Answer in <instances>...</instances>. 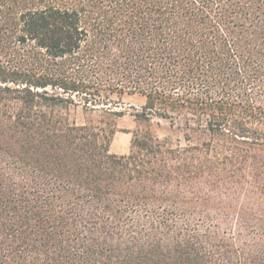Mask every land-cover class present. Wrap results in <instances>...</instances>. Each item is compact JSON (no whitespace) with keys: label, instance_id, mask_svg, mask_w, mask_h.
Returning a JSON list of instances; mask_svg holds the SVG:
<instances>
[{"label":"trees","instance_id":"16d2710c","mask_svg":"<svg viewBox=\"0 0 264 264\" xmlns=\"http://www.w3.org/2000/svg\"><path fill=\"white\" fill-rule=\"evenodd\" d=\"M0 264H264V0H0Z\"/></svg>","mask_w":264,"mask_h":264},{"label":"rangeland","instance_id":"374dc122","mask_svg":"<svg viewBox=\"0 0 264 264\" xmlns=\"http://www.w3.org/2000/svg\"><path fill=\"white\" fill-rule=\"evenodd\" d=\"M142 102L143 100L139 96H125L123 98L121 109L125 110V114L118 119V127L120 129H124V131H119L114 135L110 147L112 152H127L129 148L131 132L128 133L126 131H132L140 126V123H138L134 116L130 113V111H132L130 106L139 108ZM74 114L78 121H82L83 114L80 108H77ZM93 116L96 117V114H93ZM148 125L158 137L170 136L172 138H178L181 143H184V119L182 117H174L172 119L152 117Z\"/></svg>","mask_w":264,"mask_h":264},{"label":"crops","instance_id":"0c3cea01","mask_svg":"<svg viewBox=\"0 0 264 264\" xmlns=\"http://www.w3.org/2000/svg\"><path fill=\"white\" fill-rule=\"evenodd\" d=\"M117 133V132H116ZM129 133V132H128ZM110 147H111V144H110ZM111 151V150H110ZM112 152V151H111ZM115 153H119V152H115ZM123 153H125V152H123ZM119 154H121V153H119Z\"/></svg>","mask_w":264,"mask_h":264}]
</instances>
